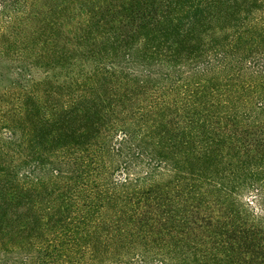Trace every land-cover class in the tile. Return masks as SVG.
<instances>
[{
  "label": "trees",
  "instance_id": "16d2710c",
  "mask_svg": "<svg viewBox=\"0 0 264 264\" xmlns=\"http://www.w3.org/2000/svg\"><path fill=\"white\" fill-rule=\"evenodd\" d=\"M0 264H264V0H0Z\"/></svg>",
  "mask_w": 264,
  "mask_h": 264
},
{
  "label": "rangeland",
  "instance_id": "374dc122",
  "mask_svg": "<svg viewBox=\"0 0 264 264\" xmlns=\"http://www.w3.org/2000/svg\"><path fill=\"white\" fill-rule=\"evenodd\" d=\"M49 55H50V57H53L55 54L49 53ZM46 61H47L46 58H42V59H40V57L35 58L34 65L32 66L30 72H25L23 76L28 77L30 75L33 79H35L36 81H39L40 79H42L44 77V74H45L44 73V67L48 66L50 63H55L50 69H51V73H53L57 76V72H58V69H59L60 63H61L63 66H62V68H60L61 71L59 70L60 71L59 77L62 80H65L66 77H68V75L66 73V67H65L66 66V63H65L66 54L64 55V58L60 62H58L59 64L56 63V59L49 61V62H46ZM35 62H36V64H35ZM249 198L253 199V202L252 201L249 202L250 208L253 211H255L258 208V213L262 214V211L260 210L261 207L258 204V202L255 201V198L253 196H249Z\"/></svg>",
  "mask_w": 264,
  "mask_h": 264
}]
</instances>
